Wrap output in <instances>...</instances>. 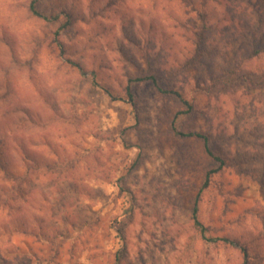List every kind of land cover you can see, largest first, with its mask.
Segmentation results:
<instances>
[{
	"label": "rangeland",
	"instance_id": "1",
	"mask_svg": "<svg viewBox=\"0 0 264 264\" xmlns=\"http://www.w3.org/2000/svg\"><path fill=\"white\" fill-rule=\"evenodd\" d=\"M189 1L0 0V264H264V50ZM172 120L225 161L204 234L216 163Z\"/></svg>",
	"mask_w": 264,
	"mask_h": 264
},
{
	"label": "trees",
	"instance_id": "2",
	"mask_svg": "<svg viewBox=\"0 0 264 264\" xmlns=\"http://www.w3.org/2000/svg\"><path fill=\"white\" fill-rule=\"evenodd\" d=\"M220 1L226 3L228 5L229 9L235 10L237 15H241L243 17V19L246 20V18L248 17L247 8H249V7H247V5H249L252 2V0H235V1L234 0H215V2L218 4ZM254 1H258L260 3L259 8H257V11H258V13L256 14L258 16L257 21L264 22V0H254ZM193 2L194 1L190 0L189 4H192ZM235 2H236V5H235ZM191 6H192V9L197 13V15L199 17L201 15L203 16L202 11L204 9H203V3L202 2H200L198 9H194L193 5H191ZM30 11L32 12L33 15L37 16L38 18H41L44 20H49V17L43 16L38 12V10L36 9L35 1H32L30 4ZM54 18L55 17H52L51 19H54ZM245 20H244V24H246L247 28L250 30V32L248 34L250 36L249 47H250L251 52L249 53V55L247 57V59H249V58L257 56L258 54L263 52V50H264V37H262V39H261V35L264 36V30L257 32L256 30H254V28L250 29L249 23H246ZM237 21L239 24H241V22H243L242 18H238ZM132 81H134V82H150L156 88V90L158 92H160L162 94H166V95L175 96L179 100V102L185 107V109H186L185 112L187 114H191L194 111L192 105L190 103H188L187 101H185L180 96V94L178 92L171 91V90H165V89L161 88L159 80L156 76H144V77L134 79ZM126 95H127V98L129 99V101L133 100V95L131 94L129 87L126 88ZM171 129L175 134H177L179 136L186 137V138H193L194 137V138L201 140L205 154L208 157H210L216 163V168L208 170L205 173V177H204L202 187L200 188L199 193L194 200L193 208H192V220L194 222V225L200 230V232L202 234H204L205 229L202 226V224L198 221V217H197L198 205H199L200 197H201L200 194H201L202 190H204L205 188L208 187L211 176L222 170L223 166L225 165V161L212 151V149L210 147L209 137L207 135H204V134L198 133V132L180 133L174 124V120H172ZM214 240H222L224 242H230L224 238L223 239H214ZM230 244L235 246V247L237 246L235 243H233V241L230 242ZM241 250H242V254H243L242 264H248V259H247L248 254H247L245 249H241Z\"/></svg>",
	"mask_w": 264,
	"mask_h": 264
}]
</instances>
